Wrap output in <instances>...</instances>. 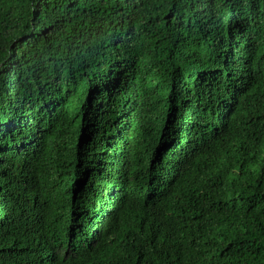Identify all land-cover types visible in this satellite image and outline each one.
Instances as JSON below:
<instances>
[{"label": "trees", "instance_id": "16d2710c", "mask_svg": "<svg viewBox=\"0 0 264 264\" xmlns=\"http://www.w3.org/2000/svg\"><path fill=\"white\" fill-rule=\"evenodd\" d=\"M0 264H264V0H0Z\"/></svg>", "mask_w": 264, "mask_h": 264}, {"label": "clouds", "instance_id": "9594fccd", "mask_svg": "<svg viewBox=\"0 0 264 264\" xmlns=\"http://www.w3.org/2000/svg\"><path fill=\"white\" fill-rule=\"evenodd\" d=\"M224 89H218L212 85V80L205 85L206 95L211 99V102H215L221 108L229 104L231 100L228 96L229 86L228 82H223Z\"/></svg>", "mask_w": 264, "mask_h": 264}]
</instances>
